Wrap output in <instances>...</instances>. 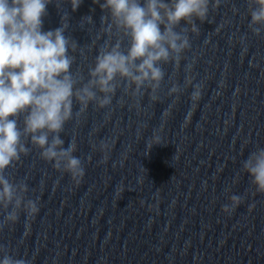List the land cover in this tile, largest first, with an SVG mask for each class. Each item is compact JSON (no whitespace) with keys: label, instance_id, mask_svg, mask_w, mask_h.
<instances>
[{"label":"water","instance_id":"obj_1","mask_svg":"<svg viewBox=\"0 0 264 264\" xmlns=\"http://www.w3.org/2000/svg\"><path fill=\"white\" fill-rule=\"evenodd\" d=\"M247 2L210 0L179 66L164 65L158 100L121 85L106 106L74 103L60 135L65 147L76 142L79 182L36 148L14 160L7 173L39 196V211L0 230V244L31 264H264V192L240 170L264 147V31L248 28ZM102 16L98 0L74 10L51 0L42 18L44 30L66 19L71 70L85 81L98 50L127 46ZM186 76L192 84L183 88ZM172 81L183 91L168 95ZM192 85L201 87L195 106ZM231 194L243 200L225 214Z\"/></svg>","mask_w":264,"mask_h":264},{"label":"clouds","instance_id":"obj_2","mask_svg":"<svg viewBox=\"0 0 264 264\" xmlns=\"http://www.w3.org/2000/svg\"><path fill=\"white\" fill-rule=\"evenodd\" d=\"M51 0H0V230L14 225L21 213L26 220L39 211V196L29 197L27 184L14 179L7 168L30 148L60 173L79 182L84 174L80 157L74 155L75 140L60 135L73 116V105L83 110L89 103L103 107L111 103L118 86L132 96L149 93L159 99L158 90L165 76L164 65L179 66L190 47L189 33H198L196 21L207 19L210 0H98L110 25L124 38L126 48L116 42L98 50L88 69L87 80L71 70L75 41L65 35L67 21L54 28H42L46 6ZM74 10L81 0H68ZM248 28L253 34L264 31V0H248ZM91 22V16L81 23ZM191 68L185 66V72ZM192 84L185 77L183 88ZM175 81L168 95L183 91ZM190 99L201 96V87L192 85ZM159 140V137H156ZM108 145L101 141L99 148ZM256 192H264V147L255 146L240 167ZM226 195L229 193L225 189ZM221 206L225 214L242 202L243 196L231 194ZM27 225V223H26ZM0 264H31L0 244Z\"/></svg>","mask_w":264,"mask_h":264}]
</instances>
